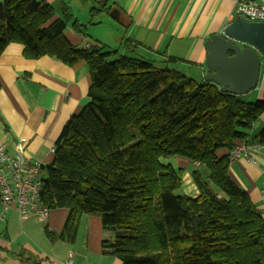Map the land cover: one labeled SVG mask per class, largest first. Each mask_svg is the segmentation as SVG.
Returning a JSON list of instances; mask_svg holds the SVG:
<instances>
[{"label":"trees","instance_id":"1","mask_svg":"<svg viewBox=\"0 0 264 264\" xmlns=\"http://www.w3.org/2000/svg\"><path fill=\"white\" fill-rule=\"evenodd\" d=\"M71 17L67 9L55 17L39 0L0 5V57L18 42L27 58L90 67L89 103L66 123L45 168L43 203L68 209L61 235L46 228L49 238L74 242L83 215H97L114 233L103 250L122 264H264V218L230 178V157L219 156L249 135L264 100L135 54L77 47L65 35ZM257 139L264 143V129ZM174 156L200 163L192 171L198 196L177 193L184 169L163 162Z\"/></svg>","mask_w":264,"mask_h":264},{"label":"crops","instance_id":"2","mask_svg":"<svg viewBox=\"0 0 264 264\" xmlns=\"http://www.w3.org/2000/svg\"><path fill=\"white\" fill-rule=\"evenodd\" d=\"M39 1L50 4L57 18H64L66 9L71 12L65 35L77 47H92L83 28L109 18L117 33L119 54H135L156 65L167 63L165 68L179 64L202 80L207 74L206 41L235 19L236 7L235 0H108L107 11L93 16L91 8L103 0ZM128 39L133 42L126 45ZM24 49L22 43L11 42L0 57V144L13 152L16 142L24 138L27 156L49 165L55 156L50 151L64 126L89 103L90 67L84 62L72 67L48 55L30 59ZM172 57L178 60L170 61ZM261 57V78L251 93L264 100ZM263 129L264 113L249 131V140H258ZM224 155L230 157V152L221 150L219 156ZM163 162L184 169L180 193L198 196L192 177L194 162L180 156ZM229 176L264 218V144L256 161L245 156L230 160ZM67 217V208L51 209L47 221L23 220L16 210H10L0 221V264H122L103 250V241L113 240L114 233L104 229L100 216L83 215L74 242L51 240L46 228L60 236Z\"/></svg>","mask_w":264,"mask_h":264},{"label":"built area","instance_id":"3","mask_svg":"<svg viewBox=\"0 0 264 264\" xmlns=\"http://www.w3.org/2000/svg\"><path fill=\"white\" fill-rule=\"evenodd\" d=\"M235 17L243 16L251 22H264V0H235ZM259 140L247 136L230 152V160L245 156L256 161L263 147ZM27 140L20 139L11 152L0 144V221H4L10 210H16L19 217L47 221L51 208L42 200L46 164L26 154ZM55 153V147L50 151ZM199 165V162H195ZM264 192V188L262 190Z\"/></svg>","mask_w":264,"mask_h":264},{"label":"water","instance_id":"4","mask_svg":"<svg viewBox=\"0 0 264 264\" xmlns=\"http://www.w3.org/2000/svg\"><path fill=\"white\" fill-rule=\"evenodd\" d=\"M206 47V81L237 95L258 88L264 55V22L237 16L222 32L209 37Z\"/></svg>","mask_w":264,"mask_h":264},{"label":"rangeland","instance_id":"5","mask_svg":"<svg viewBox=\"0 0 264 264\" xmlns=\"http://www.w3.org/2000/svg\"><path fill=\"white\" fill-rule=\"evenodd\" d=\"M99 18L101 19L102 17H99ZM99 18H96V21L97 19L99 20ZM110 25L112 24L109 22V18L108 19L104 18V20H102L101 23H98V24H94V23L89 24L86 28H83V31L85 33V39L91 41L94 45L103 46L105 51H110L112 49L116 50V48H118V46L116 45L117 44V41H116L117 33ZM103 44H105L106 46ZM114 58L115 56L111 57V59H114ZM170 64L172 66H170L169 68L176 69L181 72H186L185 74L187 76H190L196 79L197 81L202 80L198 75H196L195 73H192V70L186 69L184 66L180 67L179 64H175V63H170ZM165 66H167V63L164 65L158 63L157 65L158 68H165ZM255 93L250 92L245 95H242V97L245 101H256L257 99L255 98ZM42 175L45 177L46 172H44ZM180 192L181 190L177 191V193H180Z\"/></svg>","mask_w":264,"mask_h":264}]
</instances>
